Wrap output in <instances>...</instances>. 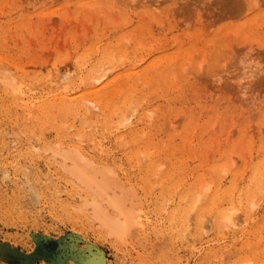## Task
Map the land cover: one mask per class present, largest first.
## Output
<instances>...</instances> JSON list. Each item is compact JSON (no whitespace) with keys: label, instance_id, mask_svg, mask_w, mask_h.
Listing matches in <instances>:
<instances>
[{"label":"rangeland","instance_id":"obj_1","mask_svg":"<svg viewBox=\"0 0 264 264\" xmlns=\"http://www.w3.org/2000/svg\"><path fill=\"white\" fill-rule=\"evenodd\" d=\"M152 1L0 0V72L7 70L9 78H15L13 84L24 79L21 90L43 100L58 88L52 84L56 75L69 70L73 75L62 92L74 98L73 108L67 107L77 115L62 119L57 115L63 109L48 108L43 119L35 114L24 117L17 107L19 100L12 95L17 87L0 79V264H65L69 260L78 264H238L248 260L253 264L255 257L264 261V196L253 207L246 204L251 216L247 226L237 225L222 242L213 238L215 244L226 246L220 253H211L203 243L212 235L199 242L182 240V234L170 239L166 233L155 232V220L147 226L145 237L134 234L118 243L88 218V209L79 213L82 197L88 196L75 195L60 168L48 159L51 153L42 155L39 150L61 143L63 148L81 150L94 163L114 165V176L124 187L133 188L142 209H157L161 217L179 201L178 193H197L210 177L211 190L218 184L228 188L237 183V194L248 184L253 165L264 152V0ZM157 61L168 67L167 80L154 67L145 78L140 76L141 69ZM102 65L109 72L105 71L95 90L105 103L85 117L81 97L91 84L90 76L104 73ZM78 78L83 79L81 84ZM125 111L134 116L130 126L120 129L118 118L127 115ZM86 118L93 125L87 119L83 127ZM63 124L71 129L62 131L58 126ZM133 138L143 143L142 150L135 149L138 144ZM144 171L156 176L143 179ZM156 227L160 232L165 229L162 224ZM246 245L258 249L254 258L244 249ZM206 251L216 256L209 258Z\"/></svg>","mask_w":264,"mask_h":264},{"label":"bare ground","instance_id":"obj_2","mask_svg":"<svg viewBox=\"0 0 264 264\" xmlns=\"http://www.w3.org/2000/svg\"><path fill=\"white\" fill-rule=\"evenodd\" d=\"M155 1V0H154ZM154 1H152L154 3ZM244 1V0H243ZM248 1V0H247ZM245 2V1H244ZM156 3V2H155ZM158 3V2H157ZM118 4V3H117ZM137 5V4H136ZM245 5V3H244ZM157 6V5H155ZM248 6V5H247ZM250 6V5H249ZM246 9V6L245 8ZM90 10V9H89ZM114 12V11H113ZM127 17V16H126ZM143 19V18H142ZM101 35V34H100ZM87 38V36H86ZM81 41V40H80ZM99 44V43H98ZM149 44V43H148ZM140 45V44H139ZM144 47V46H143ZM151 48V47H150ZM139 51V50H138ZM184 51L181 53L183 56ZM113 54V53H112ZM127 54V53H125ZM185 54V53H184ZM111 58V57H110ZM113 58V57H112ZM111 58V59H112ZM168 58V57H166ZM85 59V58H84ZM87 59V58H86ZM176 59V58H175ZM143 60V59H142ZM162 60V58H161ZM159 59V62L161 61ZM168 60V59H167ZM166 60V61H167ZM84 61V60H83ZM114 61V59H113ZM120 61V60H119ZM123 60L120 61V63H122ZM87 62V60H86ZM119 63V62H118ZM164 63L165 60H164ZM81 64V63H80ZM117 64V62H116ZM149 64V63H148ZM151 64V63H150ZM162 63H158V61L156 63H152L150 66H147L145 69H141L140 70V76L144 77L146 76V73L150 70V68L154 67L155 71L159 74L161 79H165L167 80V70L168 67H165V65H161ZM82 66V65H81ZM100 66V65H99ZM96 67V66H94ZM93 69L92 70H96L98 71V69ZM102 67V70H100V68ZM101 67H99L100 71H104V73H100V76L98 75L97 77H91V84H89V88H87L86 93L84 96H82L81 98H83L85 100V102H81L83 103L81 105L82 108L86 107L87 112H85V114H93L94 111L96 110H100L101 108H103L104 106V99L103 97L99 94L98 91H96V84L101 83L100 81L106 77V73L109 72L108 69L106 68L107 72L105 73L106 70L104 65H102ZM104 67V68H103ZM107 67V66H106ZM110 67V66H109ZM108 67V68H109ZM83 68V66H82ZM112 69V67H110ZM202 68V67H201ZM111 69H109L111 71ZM133 69V68H132ZM6 70V69H5ZM9 70V69H8ZM73 70V68L71 69ZM1 71V70H0ZM7 71V70H6ZM5 71V72H6ZM69 71V70H68ZM65 72L66 74H58L57 79L55 80V82L53 81L52 84L54 83V85H57L58 88H53L51 89V91L47 94L48 96H46V99H38V98H33L30 97L32 95L31 92H29V94L31 93V95L28 94V92L21 90V85L23 84V81H25L24 79L19 78L18 81H20L19 85L18 84H13L14 79H10L9 78V72L8 75L5 72H0L1 73V81L3 83H6L7 86H12V88L14 87V85L17 87V89L13 88L15 90V93H13V89L11 88V91L13 94V96L15 95L19 100V103L17 105V107H19L18 109H20L22 112V114L28 117H32L33 114L36 115L37 119H43V117H45L46 115H48V111H46L48 108H52L53 110L56 108L59 109H65L64 112L63 110H61V114L64 116L62 117V115L57 111H55V113L57 112L60 115H56L61 116L62 119H66L65 117H67L68 114H70L71 118H73V116H77L75 115L76 113H74L73 111H69V107H67L68 105L70 107L73 108L74 104L76 102H72L74 101V98H71L70 95L68 96V93L66 92H62V90L64 89V87L66 88L68 85H66L69 81V76H71V72L68 73ZM99 71V72H100ZM133 71V70H132ZM136 71V70H135ZM198 71V70H197ZM57 72H61L58 71ZM77 72V71H75ZM98 72V73H99ZM129 72V71H127ZM131 72V71H130ZM137 72V71H136ZM3 73V74H2ZM5 73V74H4ZM27 73V72H26ZM68 73V74H67ZM95 73V72H94ZM93 73V74H94ZM28 74V73H27ZM44 74V73H43ZM78 74V73H77ZM76 74V75H77ZM102 74V75H101ZM109 74V73H108ZM73 75V74H72ZM88 75V73H87ZM97 75V73L95 74ZM131 75V74H130ZM47 76V75H46ZM80 75L78 74L77 77H79ZM115 76V75H114ZM114 76H112V78L114 79ZM173 76V75H172ZM44 77V76H43ZM87 77V76H86ZM118 77V76H117ZM88 78V77H87ZM47 79V78H45ZM17 80L15 82H17ZM107 81L111 80L110 79H106ZM12 81V82H11ZM77 81V80H76ZM78 81L80 82V84L82 83L81 81H83V79L81 80L80 78H78ZM87 81V80H86ZM105 81V82H107ZM137 81V80H136ZM1 82V83H2ZM89 82V81H88ZM168 82V81H167ZM9 83L11 85H9ZM35 83V81H34ZM42 83L45 84L44 82H41V86ZM49 83V82H48ZM76 83V82H73ZM72 83V84H73ZM85 83V82H84ZM21 84V85H20ZM79 84V85H80ZM124 84V83H123ZM5 85V84H3ZM26 84H24L25 86ZM32 86V84H29ZM38 85V84H37ZM70 85V83H69ZM103 85V84H102ZM137 85V84H136ZM19 86V89H18ZM40 86V87H41ZM44 86V85H43ZM101 86V85H100ZM115 86V85H114ZM27 88V85L25 86ZM48 87V86H47ZM63 87V88H62ZM99 87V86H98ZM128 86H126L127 88ZM9 88V87H8ZM25 88V89H26ZM36 88V87H35ZM49 88V87H48ZM47 88V89H48ZM62 88V89H61ZM125 88V89H126ZM40 89V88H39ZM43 89V88H42ZM67 89V88H66ZM78 89V88H77ZM5 90V88H4ZM8 90V89H7ZM10 90V89H9ZM74 90V88L72 89ZM71 90V91H72ZM132 90V89H130ZM6 91V90H5ZM36 91V90H34ZM40 91V90H39ZM64 91H66L64 89ZM70 91V94H72ZM59 92V93H57ZM73 92V91H72ZM81 92V91H80ZM83 92V91H82ZM81 92V93H82ZM85 92V90H84ZM39 93V92H38ZM80 93V94H81ZM42 94V93H40ZM131 94L133 95V93L131 92ZM4 95V94H3ZM11 95V97H12ZM43 95V94H42ZM79 95V94H78ZM131 95V96H132ZM74 96V95H73ZM77 96V95H76ZM75 96V97H76ZM108 96V95H107ZM130 96V97H131ZM145 96V95H144ZM45 97V95H44ZM133 97V96H132ZM13 98V97H12ZM26 99V100H25ZM25 100V102H24ZM131 100V99H130ZM129 100V101H130ZM134 100V99H133ZM131 100V103L132 101ZM14 101V100H13ZM12 101V102H13ZM10 102L12 105L13 103ZM80 103V104H81ZM110 104V102H108ZM130 103V102H128ZM127 105H130L128 104ZM136 103V102H135ZM134 103V104H135ZM29 104V106H28ZM121 104V103H120ZM133 104V103H132ZM131 104V105H132ZM133 104V105H134ZM9 105V104H8ZM16 105V104H15ZM85 105V106H84ZM14 106V105H13ZM63 106V107H62ZM65 106V107H64ZM138 106V104L136 105V107ZM68 109H67V108ZM135 107V108H136ZM129 108V107H128ZM127 108V110H128ZM135 108L131 107L130 110L133 112H135ZM75 109V107H74ZM85 109V108H84ZM124 110H126L124 108ZM51 111V110H50ZM66 111V112H65ZM129 111V110H128ZM47 112V114H46ZM97 112V111H96ZM132 112H127L125 111V113H127V115H124L122 119L118 118V122L119 124L116 125V127L123 129L125 128L124 125L128 124V126H130V119L132 116H134L133 114H131ZM65 113V114H63ZM149 113V112H148ZM72 114H74L72 116ZM88 114L85 115V117H88ZM99 114V113H97ZM96 114V115H97ZM55 115V114H54ZM113 116L115 115L112 114ZM22 117V116H21ZM55 116H53L54 119ZM74 117V118H75ZM85 117L81 118L82 122L85 121ZM100 117V114H99ZM48 118V117H47ZM45 118V119H47ZM52 118V117H50ZM88 118H86V122L84 123V125H82L83 127H87L88 123ZM110 119V118H109ZM23 120V118H22ZM32 120H34L32 118ZM47 121V120H46ZM45 121V122H46ZM53 121V120H52ZM26 122V121H25ZM30 122V121H29ZM74 122V121H72ZM89 122L91 124L89 125H93L92 122L89 120ZM129 122V123H128ZM52 123V122H49ZM54 123V122H53ZM114 123V122H113ZM68 124V123H67ZM44 125H47V123H45ZM55 125V124H54ZM50 126V125H49ZM56 126V125H55ZM71 127V126H70ZM58 128H61L62 131L63 129L66 130L65 128H67V130L71 129L69 127H67V125L63 124L62 126L60 125V127L58 126ZM110 128V127H109ZM46 129V128H45ZM87 129V128H85ZM96 129V128H95ZM115 129V128H114ZM41 130V129H40ZM59 130V129H58ZM64 131V132H67ZM80 130V129H79ZM104 130V129H103ZM116 131H118L116 129ZM115 131V132H116ZM19 132V131H18ZM40 132V131H39ZM104 132V131H103ZM100 133V132H99ZM23 134V132L21 133ZM26 134V133H25ZM75 134L77 135L78 133L75 132ZM110 134V133H109ZM143 134V133H142ZM19 135V134H18ZM74 135V136H76ZM259 135V134H258ZM57 136V135H56ZM79 136V134H78ZM40 137V136H39ZM83 137V136H82ZM30 138V137H29ZM28 138V139H29ZM80 137H76V139ZM91 138V137H90ZM142 138V137H141ZM31 139V138H30ZM64 139V138H63ZM75 139V140H76ZM78 139V140H79ZM124 139V138H123ZM225 139V138H224ZM37 140V139H36ZM85 140H87L85 138ZM121 140V139H120ZM134 142L137 143L138 145L135 147L136 150H142L141 148L143 143H139L138 140L135 138H133ZM217 140V139H216ZM80 141V140H79ZM77 141V143L79 142ZM93 143V140H90ZM97 141V140H96ZM90 142V143H91ZM29 143V142H28ZM81 143V142H80ZM80 143L78 145H80ZM125 143V142H124ZM30 144V143H29ZM100 144V143H99ZM61 143H57L54 146H50L49 148H47V146H45L43 149L40 148L39 150L42 151V155L46 152H50L51 154H49L50 156H48V159H50L49 157H51L53 164H57L58 168H60V170L62 171V176L64 174V178L68 179L67 182H70L72 185V188H74L76 190L77 193H75V195L78 194V197L80 198L79 193L84 192L88 196V199H84L82 196V206H80L78 209L79 213L83 211H85V209L89 210V214L90 216L88 217L89 219H94V221L98 222L101 226L100 228L102 230H105V234L107 235V237L109 236V238L114 237L117 239L118 243H123V239L125 237H129L132 238L134 235V237L136 238V236H143L145 237L148 233H147V226L152 224L151 221L155 220L154 223H156L157 225H164L165 229L164 231L160 232L158 231V229H156V224L154 225V230H156L155 232L158 233H163V236H165L164 233H166L168 235V237L171 239L173 238L174 240L176 238H179V234H182V240L184 239H188V241L190 240V242L192 241H201V239H205V238H209L211 235L212 237L209 240H204V242H206V248L211 252V253H216L219 251L222 252V249H225L223 246L225 245H220V244H215L218 242H222L224 238H226L228 236V233H230L229 231L233 230V228H240V224L246 225L249 222V217L251 216H247L248 212L247 208L245 209V206L248 202L249 206L253 207L255 205H257V201L260 198H262L264 196V164H263V158H264V152L262 153V159L260 161H258L257 163H255L253 165L252 168V173H251V177L249 178V182L248 184L245 186L244 188L238 192L237 194L234 193V187L237 185V183H235V185L233 184V187H229L228 188H223L220 187L218 188V186L216 185V187L211 190V186L212 184L209 183L210 181L212 182V179L209 181L208 178V182L207 184H205L206 186L200 187L202 189L201 192L200 188L199 190H197L198 192L195 193L193 191H185L183 193H178L177 194V199L179 200L177 203H175L171 209H169L168 211H165V217H161L160 215L158 216V214L155 212L157 209H153V211H146L145 208L144 210L141 207V202L139 200H136V197L133 193V188L129 187H124L122 185V182L118 181V179L114 176L113 172H114V168L113 166L111 168H109L110 166H106L104 163H94L93 161H91L89 158H86L83 153L81 152V150H78L76 147L72 146V147H65L63 148ZM70 145V144H69ZM127 145V144H126ZM163 145V143H162ZM81 146V145H80ZM97 147V145H96ZM100 147V146H99ZM31 148V146H30ZM33 148V147H32ZM31 148V150H32ZM218 148V147H217ZM30 150V149H29ZM35 150V148H34ZM38 150V151H39ZM96 150V148L94 149ZM216 150V149H215ZM252 150V149H251ZM100 151V149H99ZM133 151V150H132ZM37 151L35 150V153ZM152 152V151H150ZM40 153V152H39ZM38 153V154H39ZM192 153V152H191ZM208 153V152H207ZM36 154V156L38 155ZM135 154V153H134ZM146 154H150L151 153H146ZM145 154V155H146ZM153 154V153H152ZM157 154V153H156ZM40 155V154H39ZM46 155V154H45ZM140 155V154H139ZM142 155V154H141ZM154 155V154H153ZM149 156L145 157L144 159H148ZM142 157V158H143ZM143 159V160H144ZM165 159V158H164ZM232 159V158H231ZM142 160V161H143ZM48 161V160H46ZM155 159L150 160V163H154ZM49 162V161H48ZM51 163V164H52ZM107 163V162H106ZM49 164V163H48ZM112 164V163H111ZM228 164V163H227ZM110 165V164H107ZM161 166V165H160ZM160 166L158 167L160 169ZM163 167V166H162ZM113 168V171H112ZM158 168H156L158 170ZM59 170V169H58ZM146 170V169H145ZM222 170V169H221ZM224 170V169H223ZM220 171V170H218ZM57 172V171H56ZM160 172L159 170L156 171ZM155 173V174H156ZM227 173V172H226ZM225 173V174H226ZM60 174V173H59ZM155 174H152V171H144V174H142V178H151L152 176H156ZM50 175V174H49ZM116 175V174H115ZM152 175V176H151ZM223 175V173L221 174ZM220 175V176H221ZM219 176V177H220ZM169 177V176H167ZM225 176H223L222 178H224ZM221 178V179H222ZM168 179V178H167ZM207 179V178H206ZM239 179V178H238ZM160 180V179H159ZM199 180V178H198ZM220 180V178H219ZM163 181V179H162ZM184 181V180H183ZM221 181V180H220ZM237 181V180H236ZM235 181V182H236ZM248 181V180H247ZM66 182V183H67ZM164 182V181H163ZM197 182V181H196ZM203 182V180H202ZM160 183V181L158 182ZM219 183V182H218ZM28 184V183H27ZM151 184V183H150ZM180 184V182H179ZM179 184H177L176 187ZM194 184V183H193ZM58 185V184H57ZM200 185V182L198 183V186ZM221 185V182H220ZM150 186V185H149ZM154 187H156V183L155 185H153ZM152 186V187H153ZM159 186V185H158ZM203 186V184H202ZM188 187V185H187ZM242 187V186H241ZM71 188V187H70ZM157 188V187H156ZM198 188V187H196ZM222 188V189H221ZM154 189V188H153ZM151 190V189H149ZM75 192V191H74ZM171 192V191H170ZM174 192H172L171 194H173ZM74 195V194H73ZM161 195V193H160ZM34 197V195H33ZM85 197V196H84ZM161 197V196H160ZM168 198H170L168 196ZM81 199V198H80ZM162 199V198H161ZM249 199V201H248ZM165 199L163 198V201ZM172 200V199H171ZM81 202V201H80ZM235 202V203H233ZM256 202V203H255ZM167 203V202H166ZM159 204V203H158ZM161 204H162V200H161ZM160 204V205H161ZM81 205V204H80ZM164 205V203H163ZM232 205V206H231ZM79 206V205H78ZM149 206V205H148ZM147 206V207H148ZM248 206V205H247ZM168 207V206H167ZM250 207V208H251ZM162 208V207H161ZM76 209V210H77ZM165 209V208H164ZM166 210V209H165ZM246 210V211H245ZM253 210V209H252ZM252 210H250V214L252 213ZM162 211V210H161ZM158 212V210H157ZM78 213V212H77ZM159 213V212H158ZM164 213V211H163ZM82 214V213H80ZM83 215V214H82ZM87 216V215H86ZM96 222V223H97ZM98 225V224H97ZM238 225V226H237ZM247 226V225H246ZM244 226V227H246ZM243 227V228H244ZM242 228V225H241ZM254 228V227H253ZM240 231V230H239ZM244 232V231H242ZM184 233V234H183ZM257 233V232H256ZM246 234V232H245ZM105 235V236H106ZM161 235V234H159ZM189 235L191 237V239L187 237L183 238L184 236ZM231 235V233H230ZM253 235V234H252ZM132 236V237H130ZM162 236V237H163ZM161 237V236H160ZM214 237H217L219 239L218 242L213 241ZM259 237V236H258ZM113 238V239H114ZM114 239V240H116ZM165 241L167 242L166 237H164ZM216 239V241L218 240ZM113 240V241H114ZM119 240H121L119 242ZM125 240V239H124ZM164 241V243H165ZM187 241V240H186ZM247 241V240H246ZM116 242V241H115ZM163 242V241H161ZM225 242V241H224ZM233 242V241H231ZM230 242V243H231ZM235 242V241H234ZM257 242V241H256ZM125 243V242H124ZM189 243V242H188ZM195 243V242H194ZM244 243V242H243ZM168 244V243H166ZM205 244V243H204ZM257 244H259L257 242ZM122 245V244H120ZM192 245V244H191ZM244 245V244H243ZM156 246V245H155ZM226 247V246H225ZM264 247V246H263ZM191 248V247H190ZM248 250V253L250 256H253L252 258L255 257V254L257 253L258 249H256V246L251 247L249 245H246L244 247V249ZM261 248V247H260ZM263 249V248H262ZM261 249V250H262ZM227 250V249H225ZM260 250V251H261ZM154 251V250H153ZM162 251V250H161ZM209 251H206L207 253ZM225 252V251H224ZM206 253V254H207ZM218 253V254H219ZM205 254V253H204ZM209 254V258H212V255L215 257L216 255L214 254ZM227 254V253H226ZM230 255V254H229ZM228 255V256H229ZM223 257V256H222ZM226 257V256H224ZM207 258V257H206ZM221 258V257H220ZM216 259V258H215ZM222 259V258H221ZM241 257L237 258V260H240ZM225 260V259H224ZM245 260V259H244ZM250 260V258H249ZM255 262L253 264H264V261H258L259 259H257L255 257V259H252ZM175 262V261H174ZM237 263V262H236ZM250 262L247 260V262H238V264H249ZM65 264H78L73 260H69L67 261ZM98 264V263H97Z\"/></svg>","mask_w":264,"mask_h":264}]
</instances>
